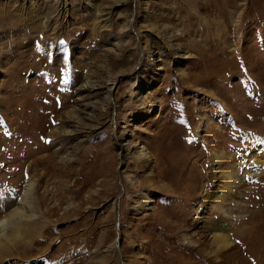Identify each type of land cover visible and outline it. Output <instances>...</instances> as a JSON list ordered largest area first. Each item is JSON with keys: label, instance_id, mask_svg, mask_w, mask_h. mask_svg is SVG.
Segmentation results:
<instances>
[{"label": "rangeland", "instance_id": "obj_1", "mask_svg": "<svg viewBox=\"0 0 264 264\" xmlns=\"http://www.w3.org/2000/svg\"><path fill=\"white\" fill-rule=\"evenodd\" d=\"M63 8L57 46L37 50L51 32L35 33L36 17ZM0 60V197L53 156L40 126L54 119L78 132L69 167L89 183L77 194L78 173L59 164L37 194L41 211L60 204L59 223L0 264H213L180 236L208 195L214 153L223 170L264 163V0H0ZM85 76L101 87L79 92ZM127 146L145 148L149 169ZM238 191L228 206L245 223L227 235L242 262L219 264H264V174Z\"/></svg>", "mask_w": 264, "mask_h": 264}, {"label": "bare ground", "instance_id": "obj_2", "mask_svg": "<svg viewBox=\"0 0 264 264\" xmlns=\"http://www.w3.org/2000/svg\"><path fill=\"white\" fill-rule=\"evenodd\" d=\"M62 10L63 12L59 10L52 13L51 15L50 13H47V15L39 14L36 17V23L37 25H39V28L35 27L33 29L36 30L35 33L38 32L39 35V33L45 31L51 32L48 36H45L42 41H40L42 45L41 47H38L37 50L42 49L41 52H46L49 43H51L54 47L60 41V38L58 37L60 27L57 24L58 19L60 18L59 16H62L61 14L65 13V9L63 8ZM54 20L56 22L53 24L52 22ZM105 21L106 20H101V22ZM171 37L168 40H170ZM47 40H51V42L46 43ZM116 45L119 46V44ZM175 49L179 52L180 48ZM47 60L50 61L52 60V58L48 56ZM6 66L7 63H5L4 65V62L0 60V72L3 68L6 69ZM114 85L115 82H113V86ZM113 86L107 92L110 93L113 89ZM100 87L101 85L97 84L92 79V77L90 78L85 76L80 82L78 91H94L95 88ZM2 98L3 97H1L0 95V100H2ZM65 112L68 119L65 122L69 125L70 122L68 121H72V118L75 115L72 117L70 111L67 110ZM36 119L37 118H35V121ZM54 120H50L46 125L43 124L42 126H40L41 130L44 131L43 133H45V131H47L46 133L49 132L48 135L46 134V136L44 137L41 136L42 134L40 135L41 137H43V140L44 138L49 137L50 140L54 141L52 145L54 144L53 147H55L56 149L53 153V156L49 155L47 157H43V159H40L38 163H36V165L34 163L30 164L25 172H23V170L20 171V174L23 175L25 179V184L22 189H20L19 186H16L14 188L15 192L9 193V196H7L6 198L0 197V259L2 260L7 258V256L11 254L13 247L18 248L19 245L27 247L23 250V253L26 254V252L29 250L28 247L33 244L34 240H40L39 238L43 237L42 231L46 227H49V225H55L58 222V219L54 221L51 220L50 217L56 215L60 204H56V208L46 207L45 210L41 211L40 207L42 205L40 204L37 194L38 189L43 186L44 182L54 179L57 176L56 173L58 171H61L58 168L59 164H61L62 168H65L61 172L66 173V175L71 176L73 174L75 175L76 172L78 173V177L75 182V185L79 186L77 194L80 195L89 184L88 181L84 179L85 175H83V171H76L73 168L74 166L69 167L74 164V156H76L77 152L76 150H73V148H66V141L70 137L77 135L78 132L76 133V131L70 130V128H67V125L55 129L51 128L54 126ZM40 136H38V138ZM60 150H64V153L62 154ZM125 153L133 157L136 162L144 164L145 168L149 169L148 163L150 158L148 157V153L146 152L144 147H141L139 149L137 147L136 151L132 152L131 148L127 146V148H125ZM60 154L62 155L60 156ZM56 157L59 159V163L55 161ZM87 163L84 162L82 165L85 166L87 165ZM238 163L235 165V167H233V169L230 166L226 170H223L224 160L221 159L219 154H213V158L211 160V179L207 189L208 195H205L202 202L199 203L201 204V208L199 207V210H195L194 208L191 209L193 213L190 217V222L187 224V227L184 228V233L180 236V241L184 245L189 248H193L196 253L210 260L213 264H219L220 262L227 261L228 258H230L228 261L232 259H240L241 261L238 252L235 251L236 242L234 243V240H231L229 238V236L227 235V231L228 227L235 225V223L231 224V221L233 219H235V221L243 220L244 222L245 217L234 216L233 210L228 205L237 204V202L233 200L229 195L232 194L233 196H236L239 193V188L245 185L246 182L256 181L262 174H264L263 162H259L254 167H246L245 163ZM38 165L42 166V173L38 172ZM218 180H220V182H218L217 184ZM130 183L133 187H135L136 182L134 180H130ZM59 184L60 183L58 182L54 183L56 187L55 190H49L46 187L44 189V194L50 192H52V194L54 193L53 195H55V193L58 194ZM150 201V197L147 194L143 196V204L141 206L142 211L146 212L150 209ZM211 210L214 211V214L209 212ZM208 214H211V216H213L212 225L211 223H206ZM199 226L200 228H198ZM203 230L208 233L209 242H202V239L207 237L206 235L204 236ZM245 239H247L248 243L251 241H249L247 236L245 237ZM210 247L214 248L215 250H211ZM225 253H229V256H226Z\"/></svg>", "mask_w": 264, "mask_h": 264}, {"label": "snow or ice", "instance_id": "obj_3", "mask_svg": "<svg viewBox=\"0 0 264 264\" xmlns=\"http://www.w3.org/2000/svg\"><path fill=\"white\" fill-rule=\"evenodd\" d=\"M0 195H3V193H0Z\"/></svg>", "mask_w": 264, "mask_h": 264}]
</instances>
